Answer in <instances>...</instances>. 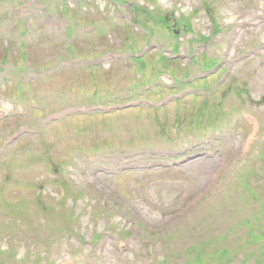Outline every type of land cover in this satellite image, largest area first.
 I'll list each match as a JSON object with an SVG mask.
<instances>
[{
    "label": "rangeland",
    "instance_id": "rangeland-1",
    "mask_svg": "<svg viewBox=\"0 0 264 264\" xmlns=\"http://www.w3.org/2000/svg\"><path fill=\"white\" fill-rule=\"evenodd\" d=\"M2 1L0 264H179L181 250L196 233L215 238L230 224L244 232L235 215L241 190L234 194L229 178H236L239 153L249 151L254 132L264 133V105H254L264 98V56L237 61L254 44L255 51H264V2ZM63 2L65 7L58 5ZM208 10L218 18L219 32H211ZM137 16L144 27L133 24ZM209 34L210 42L199 41ZM151 41L149 53L128 59ZM177 46L186 55L216 54L229 74L225 83H232L245 102L233 91L224 94L223 87L221 96L216 91L209 97L211 110L200 109V98L191 95L174 102L175 92L166 90L170 77L200 73L190 61L158 60ZM157 81L159 88L144 91ZM159 90L163 93L154 94ZM141 94L150 108L91 111L101 102L120 106L122 99ZM190 117L197 124L190 126ZM248 161L246 170L260 164ZM225 164L227 171L215 184ZM126 167L133 171L125 172ZM255 191L248 190L239 204L247 206L245 214L253 221L252 216L264 221L250 207L258 203ZM177 230L185 234L161 240ZM243 241L239 236L237 243ZM243 263L264 264V256ZM221 264L234 263L223 259Z\"/></svg>",
    "mask_w": 264,
    "mask_h": 264
},
{
    "label": "trees",
    "instance_id": "trees-1",
    "mask_svg": "<svg viewBox=\"0 0 264 264\" xmlns=\"http://www.w3.org/2000/svg\"><path fill=\"white\" fill-rule=\"evenodd\" d=\"M208 62V60H207ZM200 262V260L198 258L195 259V263L198 264Z\"/></svg>",
    "mask_w": 264,
    "mask_h": 264
}]
</instances>
